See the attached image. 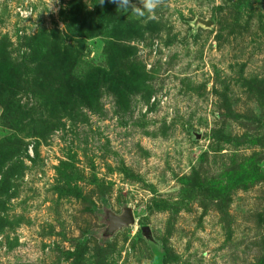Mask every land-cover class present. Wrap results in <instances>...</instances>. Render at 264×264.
<instances>
[{"label":"rangeland","instance_id":"1","mask_svg":"<svg viewBox=\"0 0 264 264\" xmlns=\"http://www.w3.org/2000/svg\"><path fill=\"white\" fill-rule=\"evenodd\" d=\"M0 264H264V0H0Z\"/></svg>","mask_w":264,"mask_h":264},{"label":"clouds","instance_id":"2","mask_svg":"<svg viewBox=\"0 0 264 264\" xmlns=\"http://www.w3.org/2000/svg\"><path fill=\"white\" fill-rule=\"evenodd\" d=\"M102 6L105 0H97ZM109 2L117 5V10L122 13H130L137 18H154V13L157 8L164 4V0H138V3H133V0H109Z\"/></svg>","mask_w":264,"mask_h":264},{"label":"water","instance_id":"3","mask_svg":"<svg viewBox=\"0 0 264 264\" xmlns=\"http://www.w3.org/2000/svg\"><path fill=\"white\" fill-rule=\"evenodd\" d=\"M111 219L113 223L112 230L121 228L122 226L129 225L134 222V219H133V216L131 215L130 210H126L125 214H123L122 216L118 218L112 217Z\"/></svg>","mask_w":264,"mask_h":264}]
</instances>
